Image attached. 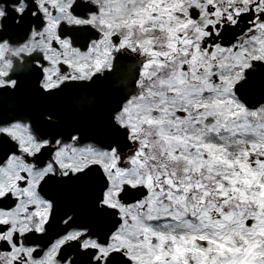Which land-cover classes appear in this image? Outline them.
<instances>
[{
    "label": "snow or ice",
    "instance_id": "6c2138e0",
    "mask_svg": "<svg viewBox=\"0 0 264 264\" xmlns=\"http://www.w3.org/2000/svg\"><path fill=\"white\" fill-rule=\"evenodd\" d=\"M8 96L0 264H264V0H0Z\"/></svg>",
    "mask_w": 264,
    "mask_h": 264
},
{
    "label": "flooded vegetation",
    "instance_id": "af4514ba",
    "mask_svg": "<svg viewBox=\"0 0 264 264\" xmlns=\"http://www.w3.org/2000/svg\"><path fill=\"white\" fill-rule=\"evenodd\" d=\"M85 92H89V93L95 94L96 103H97V105H101V107L104 106V98H108L104 94L103 91L97 90L95 88L90 89L87 85H85V86H77L76 88H74L72 90V94L69 96L68 99L65 100V102L63 104L52 103V104L47 105L46 107L49 108V109L56 108L59 111H61L64 115L68 114L69 117L65 118V119L70 121L71 120L70 115H71L72 109H73L72 106L75 103L74 100L77 99L78 95L83 94ZM98 99H100V101ZM0 102L6 103L10 107H12V106L17 104L16 98L12 97V96H8L3 101H0ZM29 103H30V84L26 85L24 95L21 97V104L22 105H27ZM85 110L89 112L92 109L91 108H85ZM89 113H93V112H89ZM93 114H94L95 123H96L97 120H98V114H96V113H93ZM84 125L90 126L91 124L84 123Z\"/></svg>",
    "mask_w": 264,
    "mask_h": 264
}]
</instances>
